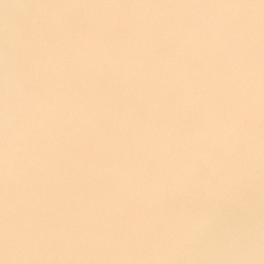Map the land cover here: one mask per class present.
<instances>
[{
	"label": "water",
	"instance_id": "95a60500",
	"mask_svg": "<svg viewBox=\"0 0 264 264\" xmlns=\"http://www.w3.org/2000/svg\"><path fill=\"white\" fill-rule=\"evenodd\" d=\"M0 264H264L260 0H0Z\"/></svg>",
	"mask_w": 264,
	"mask_h": 264
},
{
	"label": "snow or ice",
	"instance_id": "6c2138e0",
	"mask_svg": "<svg viewBox=\"0 0 264 264\" xmlns=\"http://www.w3.org/2000/svg\"><path fill=\"white\" fill-rule=\"evenodd\" d=\"M262 6H264V0H260Z\"/></svg>",
	"mask_w": 264,
	"mask_h": 264
}]
</instances>
